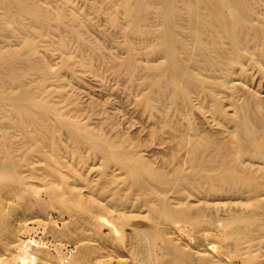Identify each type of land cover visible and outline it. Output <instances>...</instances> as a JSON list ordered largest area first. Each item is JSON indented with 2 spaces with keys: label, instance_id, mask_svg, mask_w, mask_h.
<instances>
[{
  "label": "bare ground",
  "instance_id": "bare-ground-1",
  "mask_svg": "<svg viewBox=\"0 0 264 264\" xmlns=\"http://www.w3.org/2000/svg\"><path fill=\"white\" fill-rule=\"evenodd\" d=\"M256 2L258 0H119V9L127 19L124 33L128 58L125 66H133L131 37L147 25L153 7L160 17L159 39L147 53L161 61L146 68L158 76L150 81V91L144 94L143 103L159 124L151 131L152 136L158 140L164 134L171 136L172 152L165 155L164 160L165 164L168 160L172 168L167 172L128 151L122 143L111 141L89 127H81L78 122L54 123L60 119V114L47 97L50 96L48 87L59 81V72L48 68L42 60L39 63L31 61V57L37 54L39 34L28 28L26 20H34L42 29L52 27L57 33L64 26L67 12L59 7L43 13L34 0H0V18L7 25L16 26L17 32L23 35L19 48L0 50V233L6 229L2 216L4 198L18 197L27 202L28 193L34 189L28 178L33 177L38 167L25 157L34 155L46 166L42 179L46 181L44 187L48 195L65 208H75L104 222L108 208L101 202L100 192L110 191L113 199L140 200L149 209L156 225L160 223L161 226L164 221H184L197 226L201 224L203 209L187 202L188 198L207 200L221 193L226 198L241 200V208L245 207L240 213H230L234 215H230V221L227 218L232 233L240 240L254 241L253 231L264 226L252 216L264 203V116L253 115L247 106L237 105L235 126L225 138L199 131L183 121L188 110L193 108V94H201L210 102L215 117L229 120L220 94L229 90L231 68L243 63L247 56L244 49L249 44L259 47L260 59L264 56V26L253 21ZM72 16L76 18V14ZM182 21L188 25L187 35L182 29ZM111 23L117 24L115 16ZM64 28L76 38L80 37L76 29ZM187 38L194 42L198 52L196 57L189 51ZM58 40L63 49V39ZM19 62L26 63L27 73L38 75V81L32 86L18 82L15 66ZM205 71L221 74V80H214L215 77L212 80L211 75L204 74ZM166 97L170 109L176 114L175 121L167 111L158 112L157 104ZM62 128L68 131L73 152L80 159L85 146L92 153L103 155L102 185L94 187L87 183L88 195L76 188L74 181L78 180L79 173L64 163L59 155L61 148L57 134ZM14 131L21 142L15 141ZM19 144L23 145L18 147ZM181 151H185L184 162L179 158ZM110 166H116L124 175L128 182L126 192H121L120 182L109 175ZM25 172H29V176H25ZM171 191L176 203L168 198ZM119 220L123 224V218ZM119 230L123 231L121 227ZM142 234L148 249L156 246L161 238L160 234L147 229ZM164 243L170 248L173 264H184L178 249L168 241Z\"/></svg>",
  "mask_w": 264,
  "mask_h": 264
},
{
  "label": "rangeland",
  "instance_id": "rangeland-1",
  "mask_svg": "<svg viewBox=\"0 0 264 264\" xmlns=\"http://www.w3.org/2000/svg\"><path fill=\"white\" fill-rule=\"evenodd\" d=\"M34 2L43 13L59 7L67 12L64 26L57 32L59 35L52 27L42 29L34 20H26L28 28L37 30L35 32L39 34L37 54L31 57V61L39 63L42 60L48 68L59 72V81L48 87L50 96L47 97L60 114V119L54 123L78 122L81 127H89L111 141L122 143L125 149L143 157L153 167L170 172L172 166L168 160L165 164L164 159L172 152L171 136L164 134L160 140L152 136L151 131L159 124L143 103V96L150 91V81L158 76L146 68L161 61L159 57H151L147 53L159 39L157 29L160 17L155 7L151 9L144 29L131 37L134 51L133 66L130 67L124 65L128 58L124 33L127 19L119 9V0ZM73 14H76L75 19L72 18ZM113 16L117 19L115 25L111 23ZM253 21L264 26V0L255 3ZM181 26L187 35V23L182 21ZM64 27L76 29L80 37L71 35ZM60 37L63 39V49L58 44ZM22 40L23 35L17 32V27L7 25L0 18V50L19 48ZM187 40L190 53L196 57L198 52L193 40ZM244 51L247 56L243 63L231 68L228 92L220 94L229 120L222 121L215 117L210 102L201 94H193V108L188 110L184 124L191 123L199 131L225 138L235 126L237 105L247 106L248 112L253 115L264 116V56L260 59L257 45L249 44ZM15 72L23 86H32L39 79L37 74L27 73L25 62L16 64ZM204 74L211 75V79L217 77L214 80H221L219 78L222 76L207 71ZM166 99L157 104L158 112L167 111L175 121L176 114ZM57 138L61 160L79 173L78 180L74 181L76 188L88 195L87 183H92L94 187L102 185L100 173L103 155L92 153L85 146L80 159L73 152L66 128L58 132ZM14 139L21 142L15 131ZM25 157L38 167L33 177L28 178L34 189L28 193L27 202L18 197L4 198L2 216L6 229L0 233V264H173L170 248L164 241L178 249L177 252L185 260L184 264H264V203L261 209L252 214L262 226V229L253 231L254 241L247 238L240 240L232 233L228 220L234 216L233 213H240L245 207L241 208V200L226 198L221 193L207 200L188 198L187 202L203 209L200 225L164 221L162 225H166L160 226V223H153L149 209L140 200L113 199L110 191L101 190V202L108 208L103 222V219L92 218L90 214L65 208L53 201L44 187L46 181L42 179L46 174L45 164L38 156ZM179 158L184 162L185 151L180 152ZM108 173L120 182L121 192H126L128 182L117 167H108ZM24 175L29 176V172ZM168 198L172 203L177 202L173 191ZM120 217L124 220L123 224L119 222ZM126 221L129 222L126 224ZM120 227L121 230L124 227L121 232ZM116 228L118 230L115 231ZM145 229L161 235L157 245L149 249L142 234Z\"/></svg>",
  "mask_w": 264,
  "mask_h": 264
}]
</instances>
